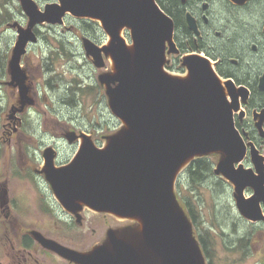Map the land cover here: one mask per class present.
I'll list each match as a JSON object with an SVG mask.
<instances>
[{
	"label": "water",
	"instance_id": "1",
	"mask_svg": "<svg viewBox=\"0 0 264 264\" xmlns=\"http://www.w3.org/2000/svg\"><path fill=\"white\" fill-rule=\"evenodd\" d=\"M20 2L30 29L44 23L61 25L67 14L99 22L110 37L109 45L88 41L86 53L99 68L106 66L104 55L115 64L114 73L103 74L100 80L123 128L101 148L82 134L83 143L66 165L55 166L48 156L45 174L55 198L72 213L86 207L141 225L140 236L135 232L118 236L111 230L109 244L87 254L56 245L58 251L81 264H206L175 185L195 158L214 153L224 155L214 173L233 185L241 216L264 222V158L253 143L247 145L235 121L236 114L244 115L241 105L250 90L223 79L209 58L198 53L183 56L186 76L169 75L167 54L181 52L175 22L157 0H58L44 10L34 0ZM186 21L200 35L191 12ZM125 29L132 50L121 35ZM220 79L225 80L230 101ZM259 89L264 91V75ZM263 117L264 113L256 123L262 137ZM248 146L255 169L243 165ZM247 188L253 190L249 198Z\"/></svg>",
	"mask_w": 264,
	"mask_h": 264
},
{
	"label": "rangeland",
	"instance_id": "2",
	"mask_svg": "<svg viewBox=\"0 0 264 264\" xmlns=\"http://www.w3.org/2000/svg\"><path fill=\"white\" fill-rule=\"evenodd\" d=\"M34 1L40 10H44L47 4L58 2ZM208 2L213 25L209 29L202 28L207 43L215 49H212L213 54L216 58L219 55L226 57L230 63L237 60V56L244 57L246 69L242 72L232 69L239 76L250 72V79L255 80V76L264 71V0L251 1L239 9L228 5L226 0ZM29 21L20 0H0V105L7 106L8 120L12 106L26 101L25 110L36 105L33 118L38 133L35 138L42 146L55 147L53 135L61 136L68 132L76 134L80 142L84 132L101 148L108 143L109 137L118 135L123 128L111 111L110 97L100 80L101 75L114 73L115 64L104 55L106 66L97 67L87 55L85 43L92 41L104 47L109 45L110 37L99 22L76 18L71 14L65 16L61 25L44 23L30 29ZM181 36L182 33L176 30L177 44ZM212 36L214 38H210ZM123 38L131 45L126 29ZM182 64V52L180 55L167 54L168 72L183 75L185 71H178ZM24 95L25 99L22 98ZM255 99L264 101V96L257 94ZM29 100L34 103H29ZM244 110L246 108L242 106L241 111ZM6 112L2 113L0 109V148L16 149L15 135L9 136L6 144V137L2 134ZM252 116L253 110L244 119L247 129H255ZM75 143L70 145L66 140L56 142L62 150L57 161L62 163L72 159L78 149ZM204 158L213 164L212 178L194 188L185 170L177 179L175 193L179 191L176 196L181 199L184 195L192 198L194 209L200 213L197 219L199 225L194 224L191 218L190 221L201 248V235L208 243L209 257L205 252L203 254L207 263L264 264V223H251L242 217L236 207L233 185L214 174V168L224 155L214 153ZM251 191L246 190L245 196L248 197ZM181 199L182 208L188 214ZM87 213H90L88 217L94 214L88 210ZM103 215L100 218L103 222L101 236L95 238L97 242L101 243L113 226L120 229L126 227L127 231L134 229L130 233L140 236L138 221ZM92 235L89 234V237ZM95 242L89 239L87 245L90 247Z\"/></svg>",
	"mask_w": 264,
	"mask_h": 264
},
{
	"label": "flooded vegetation",
	"instance_id": "3",
	"mask_svg": "<svg viewBox=\"0 0 264 264\" xmlns=\"http://www.w3.org/2000/svg\"><path fill=\"white\" fill-rule=\"evenodd\" d=\"M179 1L181 6L185 7L183 10L185 24L187 25L186 14L191 12L200 29V35H195L187 25L196 38L202 40L203 51L191 53L206 54L211 60L213 59L215 68L221 77L231 78L237 85L250 88L249 99L242 105L246 108L244 115H235L236 125L244 135L247 145L253 143L258 156L264 158V137L260 135L256 127V123L260 121L261 115L264 113L262 112L264 111V101L255 99L257 94L264 96V91L259 89L260 78L264 75V71L257 74L255 80H251L250 74L243 73L242 76H239L232 69L233 67L236 71L242 72L244 67L239 64L238 59L232 60V64L222 55L216 58V54H213L212 50L214 48L207 43L208 40L203 34L205 30L202 28L207 27L209 29L213 25L210 3L208 0ZM226 1L231 7L239 9L254 0H249L244 4H236L231 0ZM197 39H194L196 43L198 42ZM181 43H188L183 34L179 44L182 45ZM196 46H200V44L197 43ZM253 49L256 50L257 47L254 46ZM242 61L244 62V57H242ZM22 98L25 99V95ZM20 103V105L17 103L15 107L13 105V109H10V120H8V112H6L7 106L2 107L0 105L2 113L6 112V115L3 116L6 123L3 125L4 130L2 131L6 137L5 142L7 144L9 142L7 138L15 135L16 144V149L0 148V264H81L65 257L55 246L60 245L87 254L97 246L109 244L108 237L111 230L116 231L117 235L121 236L128 235L134 229L127 231L125 230L126 227L120 229L119 226H113L109 228L107 237L101 243L97 242L95 238L101 236L100 233L102 232L100 229L103 222L100 218L103 213L93 212L94 214L88 217L90 213H87V210H91L86 207L78 213H72L59 203L46 178L47 158L52 156L55 166L68 164L72 159L62 163L57 161L62 150L59 149L56 142L66 140L70 145L76 142L79 147L80 138L72 132L64 133L61 135L62 137L53 135L54 142L56 141L55 147L52 145L42 146L35 138L38 133V126H35L33 118L36 105L25 110L26 101ZM29 103L34 102L29 100ZM252 110L255 129L253 127L247 129L248 125L244 124V119ZM20 112L21 115L18 116ZM77 151L78 149L75 154ZM252 158L251 148L248 146L247 155L243 160L246 169H255ZM246 190L251 191L252 189L247 188ZM251 192L248 197L246 196L247 198L253 194V190ZM262 208L264 212L263 204ZM117 221L119 220L117 219ZM89 234L93 235L89 237ZM89 239L96 241L90 247L87 245ZM206 264H208L207 261Z\"/></svg>",
	"mask_w": 264,
	"mask_h": 264
},
{
	"label": "trees",
	"instance_id": "4",
	"mask_svg": "<svg viewBox=\"0 0 264 264\" xmlns=\"http://www.w3.org/2000/svg\"><path fill=\"white\" fill-rule=\"evenodd\" d=\"M194 1H200V0H194ZM157 3L160 5V7L173 18L176 26V30L178 32L182 33L183 36H185L186 40H188V43H181L179 44L180 50L182 54L193 52V51H203V47L201 45L202 40L200 38H196V36L188 29L187 25L184 22L183 19V10L185 7H182L179 0H157ZM7 14V13H6ZM214 38V36L210 37ZM194 39H197V43L200 44V46H196V42ZM225 50V48H224ZM224 53V52H223ZM225 54V53H224ZM236 59L239 60V64L243 65V70L246 69L247 66L246 62L244 63L242 61V57H236ZM178 71H184V68L181 67L178 69ZM247 73V72H246ZM250 74V72H248ZM213 164L207 159V158H199L195 160L192 165L187 169V175L190 178V185L192 187H197L198 184H201L202 182L208 181L213 176ZM179 191H177L176 194H178ZM184 194V193H183ZM178 203L181 205V202L179 199L181 197L178 195L176 196ZM182 204L184 202V206L187 209V215L189 218L193 219L194 224L199 225L197 222V219L200 215L195 209H194V202L192 198H188L184 195V198L181 199ZM190 219V220H191ZM208 233V232H206ZM196 237V236H195ZM204 236H200L199 240L202 244V250L207 254V257H209V252L207 250L208 243L206 239L203 238ZM243 242V241H240Z\"/></svg>",
	"mask_w": 264,
	"mask_h": 264
},
{
	"label": "bare ground",
	"instance_id": "5",
	"mask_svg": "<svg viewBox=\"0 0 264 264\" xmlns=\"http://www.w3.org/2000/svg\"><path fill=\"white\" fill-rule=\"evenodd\" d=\"M121 35L123 36V30L121 31ZM128 47L130 48V50H132V49H131V45L128 44ZM200 56H201V57H205L204 54H200ZM209 62H210L211 67L214 68V67H215V63H214L211 59H209ZM169 75H171V76H173V77H175V76H176V77L180 76L179 74H174V73H171V72H169ZM183 76H186V75H183ZM220 82H221V84H222V86H223V89H224V91H225V94L227 95L228 100L230 101L231 99H230V97H229V94H228V92H227V88H226V86H225V80L220 79ZM14 107H15V104H14ZM83 141H84V138H81V140H80V144H82Z\"/></svg>",
	"mask_w": 264,
	"mask_h": 264
}]
</instances>
